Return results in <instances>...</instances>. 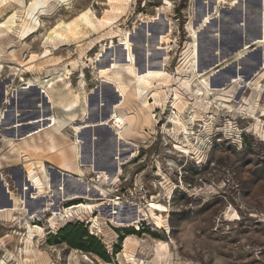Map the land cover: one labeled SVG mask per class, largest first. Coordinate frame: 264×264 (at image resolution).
I'll list each match as a JSON object with an SVG mask.
<instances>
[{
  "label": "rangeland",
  "instance_id": "rangeland-1",
  "mask_svg": "<svg viewBox=\"0 0 264 264\" xmlns=\"http://www.w3.org/2000/svg\"><path fill=\"white\" fill-rule=\"evenodd\" d=\"M33 1L0 0V264H264V0H42L28 17ZM150 69L164 75L124 105ZM69 90L71 110L58 104ZM132 111L123 137L119 112ZM57 118L82 177L49 154ZM41 166L62 192L35 195ZM80 204L81 217L57 216ZM114 209L128 227L108 223ZM78 235L104 257L65 242Z\"/></svg>",
  "mask_w": 264,
  "mask_h": 264
},
{
  "label": "bare ground",
  "instance_id": "bare-ground-1",
  "mask_svg": "<svg viewBox=\"0 0 264 264\" xmlns=\"http://www.w3.org/2000/svg\"><path fill=\"white\" fill-rule=\"evenodd\" d=\"M220 1H225V0H218L217 2H220ZM40 7H41V9H42V7L43 8L46 7V3H44L42 0H34L30 4L28 10H26L28 17L34 16L35 10L37 8H40ZM78 18L79 19H82V20L86 21V23H89L90 25H92V23H91V21L89 19V11H86V12L82 13ZM202 18H203L204 24H207L208 22H210L209 21L210 18L207 15H204L203 17H201V19ZM12 20H13V18H9L8 24L11 23ZM3 32L4 31H2L0 29V34H2ZM122 47H123L122 51H123L124 57L126 58V60L131 61L132 60V55H131V51L129 49V40H128V35L127 34H125L124 41H123V46ZM13 58H15L14 55H13ZM112 61L114 63L111 62L108 66L109 67H113V69H115V71H116V69H117L116 66L117 65L115 63V60H112ZM196 67H197L196 61L193 59L191 52H188L186 54L185 58H184L183 64L181 65V70H183L184 72H190L195 77V73L198 71L196 69ZM0 69H1V67H0ZM128 71L130 73H132L131 70H128ZM104 73H105V70L100 72V74H103V75H104ZM119 75H120L119 72L116 71L115 72V78H113V79H115V81L117 82L118 87L120 89H123L122 83L118 79ZM163 75H164V73L161 72V71H153L152 69H150V70H148V72L145 75L135 76L136 77V84H135L134 89L133 90L127 89L126 91H124V94H125L124 105L128 104L132 99H136L139 96H141V94L145 91V88L151 86V83H150V80L151 79L156 78L158 76L160 77V76H163ZM181 81H182V84L183 85H185L187 88L189 87V81H188V79H184V80L182 79ZM66 87H68V85H66ZM205 90H206V92H210L211 91L207 87H205ZM72 92L73 91L69 90L68 93H67V95H66V97H63L62 100H60V102H58V104L59 103L62 104L65 109H68V110L73 109L78 104V97L75 96V95H73ZM197 93H198V95H203L200 92V90H197ZM14 95H15V93H14ZM152 97L154 98L155 102H157V101L159 102L160 101V97H158L156 94H152ZM50 98L52 99L53 104H56L57 103L51 96H50ZM145 102H146V100L144 99V103ZM119 114H120L121 121L125 125L124 131L122 133V136L125 137L130 132V128L131 127L134 130L137 129L138 123H139V115H138V112L137 111H132L130 114L128 113L129 115L123 114L121 112H119ZM177 124L178 125H181L180 120L177 121ZM56 125H57V127L54 128V130L52 131V133H48L46 135L47 136L48 143H49L48 144V151L50 153H52V154H55L56 153V155H58L61 158L62 162H61L60 166H58V167H59V169H60V171H61V173H62L63 176L66 173V176H67V174H74V175H76L78 177H82L83 174H84L83 173V170L81 169V166H83V162H82V158H81V155H80L81 153H80L79 147L75 143L74 151L76 152V158H77L78 161H80V164H77V165L76 164H72L68 160L65 159L63 153L60 151V145L58 144V141L55 138V135L56 134H58L59 136L63 137V133L62 132L65 131L68 128L66 126V122L63 121V120H61V119H58L57 118L56 119ZM17 127H19V126H17ZM256 127L258 128V126H256ZM119 171H120V169H117V173ZM40 173H41L42 177H40L39 174H38V172L35 171V176H37V182L35 184H33V185H34V187H36V186H39L40 187V189H36V192H35L36 193L35 194L36 196L40 192H44V189L46 187L47 188L51 187L53 189L54 193H56V194L59 193V192H62V185L64 184L63 182H61L58 185L55 184V186H52L50 184V177H49L48 171H47V169L44 166H41ZM102 175H103V177H101V178L103 179V182L104 181H107V182L110 183L113 180L114 181L116 180L115 176L107 177L104 173ZM28 177L31 178V175L29 174ZM70 182L71 183H74L72 181H70ZM25 185H27V184H25ZM91 187L93 188V186H91ZM87 188L85 187L84 190L88 191L89 189L87 190ZM98 191L100 193L106 195V192L104 190L100 189ZM118 205H119L118 203H115L114 204V206H118ZM88 208H91V206L84 205V204H80L78 206H72V207H70L68 209H64L63 212H62V214H60V215L57 214V216L61 217L62 215H64L65 218H69L72 215L73 216H76V217H81V214H82L81 210L88 209ZM114 210L116 212H114L112 216H109L108 215V217L106 219L108 221V223L110 221V223H112V225L115 226L116 228H121V226L128 227L129 225L127 226V221H124V219L119 216V213H118L117 209H114Z\"/></svg>",
  "mask_w": 264,
  "mask_h": 264
},
{
  "label": "trees",
  "instance_id": "trees-1",
  "mask_svg": "<svg viewBox=\"0 0 264 264\" xmlns=\"http://www.w3.org/2000/svg\"><path fill=\"white\" fill-rule=\"evenodd\" d=\"M70 229H72V226L69 225V226H67L66 230H64L63 232L61 231L60 235L67 234L68 231H70ZM81 237H87V239H86L87 241L85 240V242H83V243L90 242L91 243L90 247H86L84 244L82 246L74 244L73 240H75V239L82 240ZM65 242H67L69 245L79 247L85 251L93 252L97 255L104 257V254L102 253V246L99 243H97L96 239L93 237H88L87 235H80V236L78 235V237L72 236V237L67 238L65 240ZM94 245H95V248H97L96 250L91 249V246H94ZM100 250H101V253H100Z\"/></svg>",
  "mask_w": 264,
  "mask_h": 264
},
{
  "label": "crops",
  "instance_id": "crops-1",
  "mask_svg": "<svg viewBox=\"0 0 264 264\" xmlns=\"http://www.w3.org/2000/svg\"><path fill=\"white\" fill-rule=\"evenodd\" d=\"M43 150H45V149H43ZM49 153V152H48ZM50 155L52 154V153H49ZM46 162H48V163H51V162H49V161H46ZM59 168V167H58ZM61 173V172H60Z\"/></svg>",
  "mask_w": 264,
  "mask_h": 264
}]
</instances>
